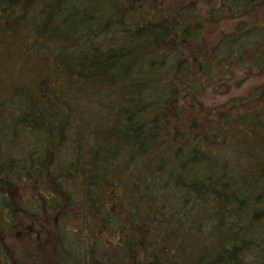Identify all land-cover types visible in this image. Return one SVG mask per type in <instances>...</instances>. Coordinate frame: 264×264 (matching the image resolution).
Listing matches in <instances>:
<instances>
[{"label":"trees","instance_id":"1","mask_svg":"<svg viewBox=\"0 0 264 264\" xmlns=\"http://www.w3.org/2000/svg\"><path fill=\"white\" fill-rule=\"evenodd\" d=\"M202 4L0 0V264H264V0Z\"/></svg>","mask_w":264,"mask_h":264},{"label":"rangeland","instance_id":"2","mask_svg":"<svg viewBox=\"0 0 264 264\" xmlns=\"http://www.w3.org/2000/svg\"><path fill=\"white\" fill-rule=\"evenodd\" d=\"M203 4L202 5H204L205 4V0H200ZM224 31H226V30H224ZM213 92V91H212ZM237 92H238V90H237ZM214 95L215 94H219V93H213ZM208 96H209V94H207ZM216 96V95H215ZM224 98V97H223ZM216 99V98H215ZM209 100H211L212 101V99L210 98V97H208L207 98V103H209ZM217 100V99H216Z\"/></svg>","mask_w":264,"mask_h":264}]
</instances>
